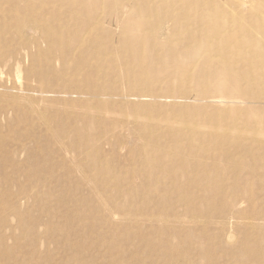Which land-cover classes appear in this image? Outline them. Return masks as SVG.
Masks as SVG:
<instances>
[{
    "label": "bare ground",
    "instance_id": "1",
    "mask_svg": "<svg viewBox=\"0 0 264 264\" xmlns=\"http://www.w3.org/2000/svg\"><path fill=\"white\" fill-rule=\"evenodd\" d=\"M0 85L10 90L0 101V173L21 178L7 189L16 198L0 190V227L14 241L5 246L0 236V264L3 256L9 264H95L92 244L104 258L122 250L134 256L141 244L177 258L193 244L199 256L191 264H209L210 236L228 249H256L253 264H264V0H0ZM191 93L205 103H177ZM54 158L74 161L60 170ZM135 159L151 175L147 184L134 179ZM155 167L172 172L170 188L190 184L173 197L191 201L185 213L195 216L185 234L171 223H152L147 232L136 223L175 216L166 211L172 197L160 195L167 174ZM77 168L78 182L69 177ZM222 170L258 176L226 180ZM21 182L31 186L19 190ZM53 182L67 194L56 203L53 189L41 190ZM253 185L257 191H249ZM31 199L47 204L31 209ZM111 208L124 221L103 215ZM50 209L67 212L57 219ZM207 217L248 219L251 241L224 226L213 232ZM101 227L127 238L88 237ZM159 234L168 238L154 241Z\"/></svg>",
    "mask_w": 264,
    "mask_h": 264
},
{
    "label": "rangeland",
    "instance_id": "2",
    "mask_svg": "<svg viewBox=\"0 0 264 264\" xmlns=\"http://www.w3.org/2000/svg\"><path fill=\"white\" fill-rule=\"evenodd\" d=\"M168 24V22H167ZM34 33H38L37 31ZM6 81H4V83L7 82V79L5 78ZM7 93H10V90L5 89L4 86L0 85V101L4 102ZM13 93H17L20 95V98L23 99L27 96H29L28 94H26L24 91H15ZM33 97L35 95H37L36 93L31 94ZM196 95H194V93H191L189 96L187 97H182V98H178L177 99V103H185V104H203L205 102H201L198 99H196L195 97ZM22 103H24L27 106H32V105H36L35 103H28L25 101H22ZM217 105V103H214ZM38 122V120H37ZM41 120L37 123L38 126L40 128H42L43 130H45V126L41 125ZM132 127V126H131ZM130 130H125L126 132V136H127V132ZM128 144L130 146H134V141L133 138H129L128 139ZM135 147V146H134ZM105 155H107L108 152V147L106 146L105 149ZM123 153L125 154L126 151H123ZM191 158V157H190ZM18 159L20 161L23 160V156L18 157ZM49 160V159H47ZM136 160V159H135ZM191 161H193V159H190ZM51 161L53 162H58L59 166H60V170H64V167L68 164H71L74 160H72L71 158H67L65 160H61V158H54ZM113 161V168L117 170V168H119V161L118 160H112ZM138 162L136 168L139 170V175H137V177H135L134 179L136 181L140 180L143 184H147L151 178L150 173H148V170L145 171H141V169L144 168L145 164L140 162L139 160H136ZM48 165H49V161H48ZM64 166V167H62ZM212 166H210L211 168ZM39 170H42L41 168ZM77 171H74L73 175H69L73 177L74 181H79V168L76 169ZM155 170H157V175L163 173V174H167L165 177H163L161 180L164 183H159L161 185H163V191L160 192V195L165 194L167 196L172 197L169 201V203H167V207H166V211L169 213L174 214L175 216H173L171 219L168 218V216L166 215H162L160 214L157 218H155L154 220L149 219L147 222L145 221V219H147L146 217L139 219L136 221L137 224H141V227L143 229H146V232L149 230V226L152 223L157 224L159 227H162L163 225H166L167 223H171L172 226H175V228L178 230V232H180V234H185L186 232V226L189 225V223L191 221H194V216L195 214L193 213H185L186 209L188 208V206L190 205L191 201H187V200H183V198H181V200L177 199V198H173L174 196H177V191L178 188L181 187L183 188L184 186H190V184H182L181 186H177V188L173 187L170 188V186H172L173 184H171L170 182V177H172V172H168L166 173L165 170L162 167H155ZM56 171L58 172H63V171H59V168L56 169ZM241 173H239V175L237 174H233L230 172H226L224 170L221 171V173L223 175H221V177L223 179L226 180H231L233 178H237V179H242V178H247V179H255L258 175L257 174H249L246 171H242L240 170ZM4 172L7 174H10L9 171L4 169ZM0 190L1 191H5L7 193V197L10 198H16V196L14 194H9L7 189H9V186H12V184L21 179V178H17L18 175L15 176V178L11 175H6L4 173H0ZM195 177L194 172H189L187 177L191 178V176ZM63 180V179H60ZM77 181V182H78ZM42 182V181H41ZM186 182V181H184ZM39 181H35L32 185V187H34V189L36 190V186H40L38 185ZM55 184H57L56 182H53V184H47V185H43L41 187V190H51L52 191V203H56L55 198L56 197H60V199H65L67 197V194H65L64 192L59 190L58 186H55ZM120 186H134V184H128V183H121L118 184ZM27 186H31V185H25L23 182L20 183V188L19 190H21L24 187ZM77 186H85L83 187L84 189L86 188V186H89L88 183H80ZM117 186V185H116ZM116 186H110V189L116 187ZM147 186V185H146ZM200 186V185H198ZM62 188H64V186L62 185ZM58 189V190H57ZM150 190H153L152 187H149ZM258 187L257 185H253L249 188V191H257ZM20 193V192H19ZM225 194H227L228 196H232V192L230 190H225ZM77 198H80L81 196L79 194L75 195ZM237 197L239 198V203L241 206H246V202L244 201L243 197L241 195H237ZM18 198L19 199H26V197H24L23 194H18ZM151 202H154V200H151ZM248 202L250 204L253 205V203L255 201H249ZM28 204H33V206L31 207V209H37V208H43L47 203H42L40 202L38 199H31L30 203ZM156 207V205H153L152 208ZM50 211L52 212V214L55 217H58L57 219H60V216L65 215L63 209H60V213H55L54 211H52V209H50ZM47 211V212H50ZM229 208H224L223 212L225 214H229ZM44 212L41 214V216L44 218L45 215H47L48 213ZM50 215V214H49ZM103 215H107V218H109L113 223L118 224L121 221H124V219L122 217H120L113 208L108 209L105 213H103ZM50 218L52 219V215H50ZM182 218V219H181ZM71 222L74 223V221L69 220ZM207 222H209L211 224V228L213 229V232H218L222 229V227L224 226L227 230L229 231H233V234L235 237L237 238H245V240H250L249 238H246L244 236H246V233H248V230L243 226L246 222L248 221V219L246 218H242V219H235V221L233 219H231L230 217L228 219L226 218H222L220 220L216 219V218H210L207 217L206 219ZM12 222V221H11ZM127 222L129 223L130 220H127ZM253 225V224H252ZM251 225V226H252ZM255 227H258L257 223L254 224V228L251 230V235L253 237L257 236V233L255 231ZM103 230V227L97 229L95 232H89L88 233V237L96 240V238L99 235H102L103 238L106 239V242L109 243H114L115 240L113 239V237H117V238H127V235L125 232L123 231H118L116 232V234L114 235L113 233H109L107 231H101ZM203 229L202 228H196L194 230V233H200ZM162 233H164V231H162ZM207 235V237L209 238V231H207L205 233ZM0 236L5 237V239H2L4 241V245L5 246H11V244H13V240L10 238V232L8 230V228H1L0 227ZM161 238H165L167 239L168 237L164 234H159L158 237L154 238V241L160 240ZM210 238L215 241L213 236H210ZM213 241H211L210 243L213 246V252L209 251L208 249L206 251H204V254L206 255H213V263H209V264H253L254 262H256V252L257 250H250V249H245L242 248L241 246H238L236 248L233 249H228L225 246H221L219 244L214 243ZM251 241V240H250ZM124 242H127V240L125 239ZM79 244V243H76ZM50 246L53 247V243H50ZM39 247L41 248V246L39 245ZM90 249L92 250V259L94 261L95 264L99 263H105V260H113L114 264H125V262L130 261L131 260V264H167L168 262L170 264H191V261L195 260L199 255L197 254V252H195L194 246L189 245V246H184L181 249H178L177 251V258L176 257H171V258H163L162 255L159 253L161 251V248L159 246V244H156L153 246V248L150 251L144 250L142 244L141 245H137L136 248L133 250V252H138L137 254H134V256H140L139 261H137L134 256H132L127 250H122L120 252H116V253H109L107 257L104 258L103 254L104 252H98L95 251L93 248V244L91 246H89ZM95 251V252H94ZM62 250L58 249L57 253L59 256L62 255ZM245 254V260L244 261H236L235 260V256L237 254ZM60 260H62L63 262H67L69 263V257L67 256H63L61 258H58ZM2 263L3 264H9L10 263V259L3 256L1 257Z\"/></svg>",
    "mask_w": 264,
    "mask_h": 264
}]
</instances>
